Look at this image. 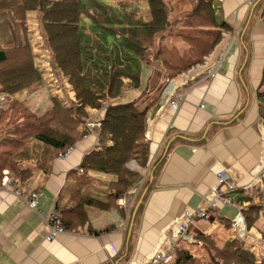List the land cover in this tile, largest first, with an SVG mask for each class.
I'll return each mask as SVG.
<instances>
[{"label": "crops", "instance_id": "1", "mask_svg": "<svg viewBox=\"0 0 264 264\" xmlns=\"http://www.w3.org/2000/svg\"><path fill=\"white\" fill-rule=\"evenodd\" d=\"M215 5L219 19L230 29L203 64L171 78L159 63L148 59L142 65L140 84L147 90L165 79L159 99L147 112L148 162L138 167L136 184L111 209L88 207L87 225L47 240L46 219L58 197L72 188L71 178L81 174L84 156L100 143L99 131L83 135L67 156L52 160L44 176L36 174L26 186H0V264L142 262L154 251L168 249L164 236L172 235L185 211L207 204L216 174L222 170L237 186L232 196L236 203H220L190 233L206 235L215 230L224 239H238L254 252L258 264H264V180L259 177L264 166V0H215ZM26 43L43 77L37 91H24L29 108L45 112L52 107L54 95L66 106L74 104L75 92L54 65L53 53L45 43L40 12L28 11L22 25L10 11L0 9V45ZM43 88L51 91L49 99ZM129 89L120 102L128 101ZM7 99L10 96L0 95V107ZM145 103L143 108L149 101ZM87 113V118L97 119L103 111L88 107ZM16 189L37 191V209L29 208ZM239 214L244 221L234 227L232 222Z\"/></svg>", "mask_w": 264, "mask_h": 264}, {"label": "trees", "instance_id": "2", "mask_svg": "<svg viewBox=\"0 0 264 264\" xmlns=\"http://www.w3.org/2000/svg\"><path fill=\"white\" fill-rule=\"evenodd\" d=\"M145 2L149 20L143 18L139 0L0 1V9L10 11L22 25L28 11L40 12L53 63L68 78L76 98L66 106L52 96L50 109L32 111L27 99L20 97L24 91H37L43 83L32 48L28 43L0 45V95L10 96L0 107V183L10 170L21 186L36 173L47 174L52 160L83 136L87 108L103 111L98 148L84 156L83 173L72 176V188L56 202L66 231L88 224V207L111 209L138 181V167L147 165V112L164 84L120 102L124 92L140 86L143 63L148 59L163 63L168 78L186 73L203 64L230 29L219 19L215 0ZM194 236L196 242L179 241L171 264H258L254 252L238 239ZM212 240L215 252L207 249ZM198 250L204 252L196 254Z\"/></svg>", "mask_w": 264, "mask_h": 264}, {"label": "built area", "instance_id": "3", "mask_svg": "<svg viewBox=\"0 0 264 264\" xmlns=\"http://www.w3.org/2000/svg\"><path fill=\"white\" fill-rule=\"evenodd\" d=\"M214 75V74H212ZM85 132L84 136L88 133L97 132L101 127V118L90 119L88 118L84 122ZM72 150V147L67 149L60 156H67ZM264 158V156H263ZM79 172L83 173V169L79 168ZM217 183L212 187L211 197L208 198L207 204L202 208H196L189 211H185L175 222L174 231L170 237L164 236L163 242H167L168 249L154 251L150 256L144 259L142 262H136L135 264H171L174 259L175 250L179 241L185 240L187 242H196L194 234L190 233L191 227L198 220L208 219L211 216V211L218 208L220 203L227 206L233 205V192L237 190L236 184L232 181L231 177L223 170L216 174ZM260 179L264 180V166L260 173ZM7 187L15 186L6 185ZM16 194L22 196L26 201L29 208L35 210L38 207L39 193L37 191H23L16 189ZM47 226V240H52L57 234L63 233L66 229L62 225V219L60 212L54 208L50 216L46 219ZM244 221L243 215L239 214L232 222L234 227L238 226Z\"/></svg>", "mask_w": 264, "mask_h": 264}, {"label": "rangeland", "instance_id": "4", "mask_svg": "<svg viewBox=\"0 0 264 264\" xmlns=\"http://www.w3.org/2000/svg\"><path fill=\"white\" fill-rule=\"evenodd\" d=\"M141 14H142V16H143V18L145 19V20H149V18H150V15H149V13H148V9H147V2H143L142 3V5H141ZM192 25H196V23L195 22H193L192 23ZM193 30H195V31H198V29L197 28H194ZM199 36H201V37H203V35H202V33H201V31H200V34H198ZM151 48V47H150ZM150 48H148V52H153V50L152 49H150ZM164 67H166L163 63L161 64V69L163 70V69H165ZM60 70V69H59ZM191 70V69H190ZM189 70V71H190ZM62 72V71H61ZM161 74H162V72H160ZM164 79L165 78H163V81H161V82H159V84L157 85L158 87H160V86H163V84H164ZM68 82H69V80H68ZM70 84V83H69ZM45 91V96H47V98L49 99L50 98V89H49V93H48V91H47V89H45V88H43ZM146 89V87H145V85H142V83L140 84V86L139 87H137V88H130L129 90V98H128V101L129 100H131V99H134V97L136 96V95H139L143 90H145ZM55 96V95H54ZM20 97H26V93L25 92H22V93H20ZM2 98V97H1ZM60 100H62L63 101V103H64V100L62 99V98H60V97H58ZM75 103V102H74ZM41 105H45V103L44 102H41ZM42 107H44V106H42ZM39 110H44V109H46V108H38ZM88 118L86 117L85 119H84V121H83V126H84V122L87 120ZM37 174V173H36ZM35 177V176H34ZM33 179V178H32ZM4 184H6V185H13V184H19L20 185V182H19V180H18V177H17V175L13 172V171H9V173H8V175H7V177H6V179L4 180V182H3V184H1L0 183V186H2V185H4ZM27 185V183L26 184H24V186H26ZM21 186V185H20ZM229 208H232V207H229ZM228 215V214H227ZM209 233H207L206 235H212V236H218L220 239H224L223 238V234H221V233H217L216 234V232H215V230H213V231H208ZM225 240V239H224ZM201 242H199V244H200ZM198 244V245H199ZM207 249H209V250H212V252H215V240H212V242L211 243H209L208 244V247H207ZM204 251H197L196 252V254H201V253H203Z\"/></svg>", "mask_w": 264, "mask_h": 264}, {"label": "water", "instance_id": "5", "mask_svg": "<svg viewBox=\"0 0 264 264\" xmlns=\"http://www.w3.org/2000/svg\"><path fill=\"white\" fill-rule=\"evenodd\" d=\"M144 195H145V192L142 193V195L140 196V198L138 199V201H137V203H136V205H135V208H134V211H133V215H132V221H131V225H130V231H129V233H130L131 230H132L134 217H135V215H136V213H137V211H138V209H139L140 204L142 203V200H143V198H144Z\"/></svg>", "mask_w": 264, "mask_h": 264}]
</instances>
